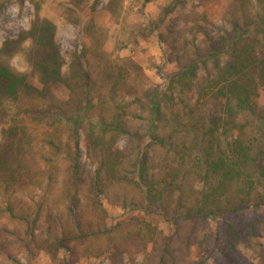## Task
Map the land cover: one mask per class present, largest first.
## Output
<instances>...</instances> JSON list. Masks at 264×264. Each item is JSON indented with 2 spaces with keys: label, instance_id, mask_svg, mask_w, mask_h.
Here are the masks:
<instances>
[{
  "label": "trees",
  "instance_id": "obj_1",
  "mask_svg": "<svg viewBox=\"0 0 264 264\" xmlns=\"http://www.w3.org/2000/svg\"><path fill=\"white\" fill-rule=\"evenodd\" d=\"M23 1L28 27L0 44V264L40 253L51 264H185L193 247L209 255L192 264H264V0H232L229 28L193 24L188 36L169 18L175 5L144 29L126 23L124 0H61L84 37L68 58L44 0ZM99 9L118 47L154 35L167 50L149 68L176 70L153 85L132 57L107 51ZM102 199L154 217L109 224ZM251 245L255 262L242 251Z\"/></svg>",
  "mask_w": 264,
  "mask_h": 264
},
{
  "label": "rangeland",
  "instance_id": "obj_2",
  "mask_svg": "<svg viewBox=\"0 0 264 264\" xmlns=\"http://www.w3.org/2000/svg\"><path fill=\"white\" fill-rule=\"evenodd\" d=\"M61 0H44L41 15L48 19L51 23L56 26V42L60 48L63 57L68 58L72 51L75 49L78 42H81L84 37L80 35V27L74 24H66L62 19V10L59 6ZM106 0L99 1V7L104 5ZM141 0H124L123 6L125 9L126 23L129 25H141L144 29H148L150 23H147V16L157 17L162 14L167 7L175 5L174 12L169 18H177V27L182 30L184 36H188L187 29L193 24L207 30L212 34L218 33V30L222 28H229V24L225 21L224 12L231 5L232 0H149L145 7L141 8ZM142 10V13L137 12ZM32 7L28 1L23 0H10L5 9L0 13V44L7 38L15 37L20 30L28 27L29 20L31 18ZM199 17L203 16L204 20ZM81 20L87 18L88 14L86 10L79 13ZM97 23L106 26L110 29V36L105 44L107 51L113 52L115 56H130L138 64H140L144 70L148 80L153 85H159L164 82L165 75L171 71L176 70V66L173 63H167L160 70L150 69L148 63L152 62L156 65H162L163 63V52L167 50L165 44H158L155 41L154 35L147 38H138V45H126L118 47V43L113 38L117 35L118 28L113 24L112 17L105 11L99 9L96 15ZM167 27L166 23L160 26V30H165ZM126 31L130 29L126 27ZM182 36V35H181ZM198 38H202V34L198 33ZM82 37V38H81ZM17 59H12L11 64L17 65ZM19 70H22L18 67ZM58 93H62L61 89H57ZM258 104L264 105V87H260L258 94ZM125 140L119 141V146L123 147ZM79 154L81 162L85 161L84 149L82 141L79 145ZM86 166H90L86 163ZM103 207L108 213V223H116L117 221H125L129 218L136 216L138 218L151 219L154 215H146L139 211L126 210L123 211L119 207L112 206L106 199H102ZM157 220V219H156ZM158 221V220H157ZM162 227V226H160ZM264 235V233H263ZM264 241V237L263 240ZM213 251V250H212ZM243 253L252 261L257 260L256 250L254 245L250 248H243ZM208 251L202 248H191L189 251L188 262L185 264H192L209 255ZM214 252V251H213ZM16 259L21 263H24V259L18 255ZM193 261V262H192ZM32 264H51L45 253H40L39 256L33 259ZM71 264H109L105 258L100 259H79ZM125 264H131L125 262ZM203 264H216L212 258L208 257L205 259Z\"/></svg>",
  "mask_w": 264,
  "mask_h": 264
}]
</instances>
